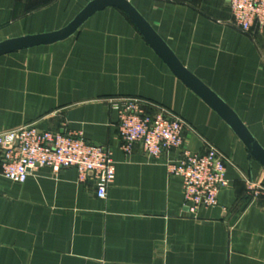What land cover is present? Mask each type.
Instances as JSON below:
<instances>
[{"label":"crops","instance_id":"crops-1","mask_svg":"<svg viewBox=\"0 0 264 264\" xmlns=\"http://www.w3.org/2000/svg\"><path fill=\"white\" fill-rule=\"evenodd\" d=\"M126 98L227 157L216 207L190 214L176 153L122 150L107 100ZM28 125L109 150L115 181L102 200L75 168L0 176V264H264V191L247 185L264 189V35L229 0H0V133Z\"/></svg>","mask_w":264,"mask_h":264},{"label":"built area","instance_id":"built-area-1","mask_svg":"<svg viewBox=\"0 0 264 264\" xmlns=\"http://www.w3.org/2000/svg\"><path fill=\"white\" fill-rule=\"evenodd\" d=\"M233 24L245 34L257 29L264 35V0H229ZM111 109L119 115L118 131L122 150L131 154L140 145L148 158L160 159L176 153L177 159L167 162L169 173L183 183L184 204L193 217L216 207L228 187L227 158L210 146L196 153L185 145L186 125L167 109L141 99H108ZM149 105V106H148ZM152 107L153 111H147ZM42 168L59 172L75 168L81 181L89 175L97 185V196L105 200L115 181L112 153L102 146L88 143L79 133L40 131L34 125L0 133V176L24 184L30 174ZM255 196L264 189L247 181Z\"/></svg>","mask_w":264,"mask_h":264},{"label":"water","instance_id":"water-1","mask_svg":"<svg viewBox=\"0 0 264 264\" xmlns=\"http://www.w3.org/2000/svg\"><path fill=\"white\" fill-rule=\"evenodd\" d=\"M234 124V122H232ZM238 129L239 133H241L242 135L244 134V131L241 129V127H239L238 125L234 124ZM245 136V135H243Z\"/></svg>","mask_w":264,"mask_h":264},{"label":"rangeland","instance_id":"rangeland-1","mask_svg":"<svg viewBox=\"0 0 264 264\" xmlns=\"http://www.w3.org/2000/svg\"><path fill=\"white\" fill-rule=\"evenodd\" d=\"M220 151V150H219ZM221 152V151H220ZM222 153V152H221ZM223 154V153H222ZM224 155V154H223ZM225 156V155H224ZM226 157V156H225ZM227 158V157H226ZM228 160V159H227ZM249 181H251V180H249ZM252 182H254V181H252ZM229 185V184H228Z\"/></svg>","mask_w":264,"mask_h":264}]
</instances>
